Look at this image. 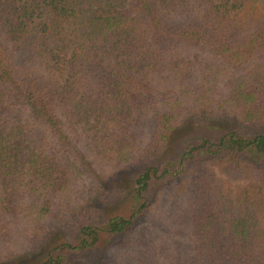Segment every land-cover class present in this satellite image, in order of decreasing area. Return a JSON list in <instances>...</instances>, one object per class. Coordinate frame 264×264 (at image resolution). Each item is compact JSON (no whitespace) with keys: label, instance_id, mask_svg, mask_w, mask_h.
<instances>
[{"label":"trees","instance_id":"16d2710c","mask_svg":"<svg viewBox=\"0 0 264 264\" xmlns=\"http://www.w3.org/2000/svg\"><path fill=\"white\" fill-rule=\"evenodd\" d=\"M173 181L185 248L138 225ZM112 244L264 264V0H0V264Z\"/></svg>","mask_w":264,"mask_h":264},{"label":"rangeland","instance_id":"374dc122","mask_svg":"<svg viewBox=\"0 0 264 264\" xmlns=\"http://www.w3.org/2000/svg\"><path fill=\"white\" fill-rule=\"evenodd\" d=\"M180 133L183 134V131ZM203 133L208 134V136L211 137V134L206 130H202V134ZM188 138L190 137H180L182 142H187L188 140L186 139ZM169 152H171L172 157L169 156L170 158L165 159V164L173 165L175 156L174 149ZM184 197H186V193L184 189L180 187V183L178 181L160 182L159 185L155 187V192L153 193V197L148 206V211L139 221V227L145 230L150 236L155 237L157 240L164 241L166 248L174 249L172 244L185 248L188 233L185 229V210L182 207L185 203V201L182 200ZM134 203L135 201H132V205H134ZM124 205L128 204H121L119 207ZM100 252L103 253L104 258H108V263H110L111 260H115L114 262L119 264L118 262L125 257V254L119 252V249L116 248L114 244L108 246L105 251L103 248ZM89 256V253L78 256L75 258V262L77 264H79V262L88 264L89 260L87 262V259H89ZM165 257L167 256L165 255ZM96 259L97 257L95 256L94 260ZM149 261L150 262H147L146 264H166L162 256L161 258L156 257ZM120 263L125 264V261Z\"/></svg>","mask_w":264,"mask_h":264}]
</instances>
